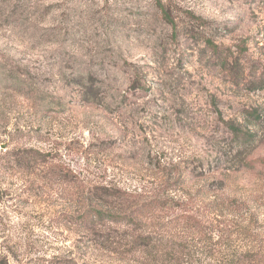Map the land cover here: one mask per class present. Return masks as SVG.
Segmentation results:
<instances>
[{
    "label": "rangeland",
    "instance_id": "obj_1",
    "mask_svg": "<svg viewBox=\"0 0 264 264\" xmlns=\"http://www.w3.org/2000/svg\"><path fill=\"white\" fill-rule=\"evenodd\" d=\"M247 112L264 118V0H0V264H160L138 240L219 238L187 216L264 250ZM89 208L128 218L89 233L71 221Z\"/></svg>",
    "mask_w": 264,
    "mask_h": 264
},
{
    "label": "trees",
    "instance_id": "obj_2",
    "mask_svg": "<svg viewBox=\"0 0 264 264\" xmlns=\"http://www.w3.org/2000/svg\"><path fill=\"white\" fill-rule=\"evenodd\" d=\"M160 10L162 11L164 17L171 22L174 26V22L170 19V14L165 7V5H159ZM247 120L248 123L253 125L254 127H260L264 124V118L257 112H247ZM230 130L234 134L235 138L242 141L243 144H249L255 140L257 137L256 134L252 133L250 129H242L230 125ZM153 207L150 206H142L140 212L135 215L138 217L141 214L147 213L152 210ZM142 210V211H141ZM128 218L127 213L123 215L120 214H109L103 212L102 210L96 208H89L81 215L70 217V220L77 221L80 226H83L89 233L95 232L96 227L99 223H103L104 221H111L114 223L122 222V219ZM185 219L186 223H191L195 230H198L197 235L200 238L205 237L204 235H215L219 238L215 241L210 237V241L206 246L203 240L196 242L193 237H187L184 241L180 239L178 244L170 245L169 247H158L152 246L151 243L147 242L144 239H140L137 243L140 245V248H144L147 251L148 258L152 261L155 258H158L159 255L162 258L160 264H189V258H193L194 261L190 262V264L201 263L204 264L205 258L200 257L205 255H211L210 258L213 260H217L219 264H264V250L260 247H254L250 249L245 255H240L236 249H234L233 244H229L224 242L225 238L220 237L218 235L221 231L212 230V227H207L202 221L198 219V217H184L182 221ZM217 223H221L220 221H216ZM234 233V232H233ZM246 234V233H245ZM251 238V235H248ZM209 249V252L205 251L206 247ZM175 256H179V258H175ZM196 257V258H195ZM198 259V260H197ZM156 264L159 260H155ZM154 261V262H155Z\"/></svg>",
    "mask_w": 264,
    "mask_h": 264
}]
</instances>
